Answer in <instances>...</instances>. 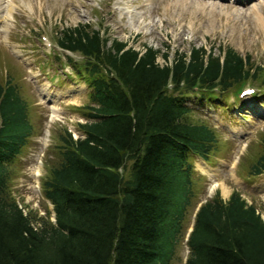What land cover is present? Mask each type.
Listing matches in <instances>:
<instances>
[{"label": "trees", "instance_id": "trees-1", "mask_svg": "<svg viewBox=\"0 0 264 264\" xmlns=\"http://www.w3.org/2000/svg\"><path fill=\"white\" fill-rule=\"evenodd\" d=\"M55 37L82 58L67 64L89 90L88 103L74 108L84 138L66 129L54 140L56 163L41 190L54 221L47 209L25 213L10 184L34 128L13 79H0V264H176L193 214L185 264H264V222L239 192L226 201L216 195L194 213L193 163L209 161L218 138L188 107L195 97L239 102L246 84L263 92L264 69L229 48L218 55L192 48L169 61L90 25ZM261 143L247 184L264 174V134Z\"/></svg>", "mask_w": 264, "mask_h": 264}, {"label": "rangeland", "instance_id": "rangeland-1", "mask_svg": "<svg viewBox=\"0 0 264 264\" xmlns=\"http://www.w3.org/2000/svg\"><path fill=\"white\" fill-rule=\"evenodd\" d=\"M70 1L0 0V20L7 24L6 30L0 27V79H13L29 105L34 128L19 158V172L13 177L10 192L25 212L33 210L39 216L51 210L40 188L47 170L56 163L54 140L66 129L75 139L83 137L76 131L83 118L74 108L88 103L87 84L73 76L66 77L70 72L58 59L82 61L79 55L56 48L55 36L64 29L90 25L99 29L104 38L125 42L137 51L152 47L167 53L169 60L174 53L187 54L192 48H203L206 54L211 51L213 55L229 48L243 58L249 55L253 65L264 69V0H238L236 4L229 0ZM8 6L13 11L6 20ZM157 62L165 64L161 57ZM256 94L259 97L264 93L257 90ZM229 98V102L236 100L233 95ZM227 99L226 103L217 102L218 106L197 97L188 101V107L194 110L192 120L211 126L218 138L209 161L195 159L198 194L194 213L216 195L226 201L233 192H239L264 221V175L250 185L244 181L249 166L262 152L264 96L245 98L246 102L240 100L230 106L226 105L230 104ZM52 108L57 109L58 117L54 119ZM237 158H241L240 164L239 160L234 162ZM193 219L194 214L189 217L186 240L177 247L176 264H185Z\"/></svg>", "mask_w": 264, "mask_h": 264}, {"label": "bare ground", "instance_id": "bare-ground-1", "mask_svg": "<svg viewBox=\"0 0 264 264\" xmlns=\"http://www.w3.org/2000/svg\"><path fill=\"white\" fill-rule=\"evenodd\" d=\"M30 2V1H29ZM29 2H28V4H29ZM69 2L71 3L72 1H70L69 0ZM74 2V1H73ZM33 3V2H32ZM31 4V3H30ZM73 4V3H72ZM85 6H86V4H85ZM31 7V6H30ZM12 11H13V7L12 6H8L7 7V9H6V20L10 17V16H12ZM2 18V17H1ZM0 27L1 28H3V30H6V28H7V24H6V22L4 21H1L0 20ZM51 119H54V118H56V116H57V109H53L52 108V113H51ZM58 117V116H57ZM58 119V118H57ZM202 163V162H201Z\"/></svg>", "mask_w": 264, "mask_h": 264}]
</instances>
